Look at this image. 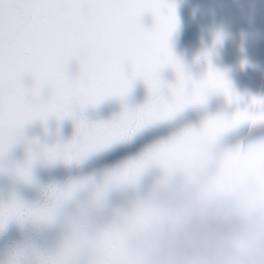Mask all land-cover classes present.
<instances>
[{
	"label": "snow or ice",
	"instance_id": "snow-or-ice-1",
	"mask_svg": "<svg viewBox=\"0 0 264 264\" xmlns=\"http://www.w3.org/2000/svg\"><path fill=\"white\" fill-rule=\"evenodd\" d=\"M178 23L172 0H0V157L37 120L73 121L72 139L45 147L42 161L71 165L145 127L203 108L213 95L239 105L243 98L212 65L210 52L203 54L207 70L199 77L174 54L170 41ZM221 40L218 33L215 42ZM164 69L174 81L162 79ZM136 81L147 89L144 104L125 106L107 122L83 118L107 99L123 101ZM246 123L264 124V98L252 97L231 114L206 115L106 174L90 192L97 209L111 191L135 189L149 171L158 180L147 196L107 219L71 218L55 247L35 251V264H264V139L221 144ZM36 162L29 153L14 175L33 183ZM87 185L51 187L44 204L13 196L0 203V230L10 222L57 223L63 205ZM8 264H20V253Z\"/></svg>",
	"mask_w": 264,
	"mask_h": 264
},
{
	"label": "water",
	"instance_id": "water-1",
	"mask_svg": "<svg viewBox=\"0 0 264 264\" xmlns=\"http://www.w3.org/2000/svg\"><path fill=\"white\" fill-rule=\"evenodd\" d=\"M176 4L178 28L171 37L174 54L195 77L207 70L203 54L211 53V63L225 73L233 89L243 99L239 105L227 104L222 95L211 96L203 108H190L174 121L145 127L126 140L112 143L80 164L62 162L47 164L43 161V149L63 144L72 139L75 126L72 120L59 123L54 118L46 122L34 121L24 128L23 139L5 156L0 157V203L13 196L30 204H44L46 190L64 187L74 181H87V188L63 205L60 218L53 225L31 222H10L0 230V264L20 253V264H35V251L55 247L67 229L71 218L86 214L94 222L111 216L113 211L126 207L136 198L147 196L158 180L156 171L147 172L135 188L111 191L102 209L90 205V192L100 184L105 175L139 157L156 142L166 139L181 128L198 126L206 115L224 112L231 114L237 107L244 108L252 97L264 98V0H172ZM144 23L151 24V17ZM222 40L215 42L216 35ZM200 59H197V58ZM70 70L75 72L73 63ZM162 79L172 82L175 74L164 69ZM143 82L136 81L129 95L121 101L110 98L94 108H88L83 118L90 122H107L119 116L125 106L138 107L147 99ZM264 139V124L250 123L227 133L222 146L245 145ZM29 153L37 157L32 168L33 183L21 182L13 173L23 164Z\"/></svg>",
	"mask_w": 264,
	"mask_h": 264
}]
</instances>
